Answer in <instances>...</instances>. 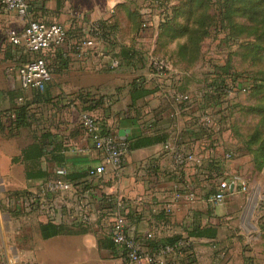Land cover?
I'll return each mask as SVG.
<instances>
[{"label":"crops","instance_id":"0c3cea01","mask_svg":"<svg viewBox=\"0 0 264 264\" xmlns=\"http://www.w3.org/2000/svg\"><path fill=\"white\" fill-rule=\"evenodd\" d=\"M29 1L33 4V10L29 11L28 17L62 24L67 29V41L45 54L49 67H52V80L45 94L38 96L34 90L24 91L27 96L25 101L29 104L24 126L15 128L9 124L6 113L0 115V264H4L5 248H12L19 264H124L119 249L109 239L113 207L105 200L107 195L127 201L128 233L139 239L152 233L156 241H165L175 236L189 237L196 227L212 228L215 231L213 238L189 237L196 245V263H211L213 255L207 256V253L212 254L209 246L213 243L218 245L223 240L221 223L218 219L214 220L212 215L221 205L211 206L205 202V197L200 198L203 207L198 205L195 208L181 200L172 204L178 173L164 176L169 165L165 170L161 166L170 155L163 151V144L134 150L129 148L131 141L140 137L166 135L170 140L171 136L177 135L179 146L192 150L195 146H202V142L209 140V137L191 129V113L182 110L181 105H176L161 93L160 89L170 85L171 79H158L148 72L149 82L140 83L154 92L131 105L132 82L125 87L104 82L103 74L110 70L108 61L98 55L79 56L77 53L80 34L85 35L90 23L101 24L111 20L114 32L111 37L115 41L120 35L137 37V33L142 34L144 42L153 36L151 48L154 52L156 48L160 49L157 47L158 28L139 33V12L129 0ZM75 12L84 19L72 15ZM146 12H150L146 15L150 20L158 21L156 11L146 9L144 15ZM116 44L135 51V47L140 45L125 41H117ZM21 59L24 62L23 56ZM121 67L131 69L127 65ZM133 69L129 71L134 73ZM172 74V80L175 75H179L182 81L186 78L182 73ZM9 78L15 87H9V80L6 83L8 90L22 91L18 83L11 76ZM150 85H154V88ZM10 94H7L8 97L4 93L8 98ZM109 95H116L113 97L115 101L111 102ZM1 97L0 111L14 107L10 103L8 105L7 99L2 101ZM84 97L87 100L99 99L101 104L92 111H85L90 103H83ZM200 107L202 103H198L191 112ZM82 113L97 118L110 134L127 140L124 170L118 175L109 172L92 182L93 221L87 226L75 224L68 218L75 205L74 195L69 193L57 195L46 203L53 208L52 218L49 211H24L21 197L25 193H39L46 181L57 177L58 169H65L69 178L81 182L87 170L99 162V154L90 150L81 128ZM157 167L165 173L152 171ZM187 170L179 172L182 184L176 185V188L187 186L193 191V184L187 185L181 178ZM194 170L195 177L202 178L199 168ZM169 204L171 211L167 213L164 208ZM3 211L5 215L1 214ZM48 224L62 225L73 231L82 226L86 227V232L43 239L41 228Z\"/></svg>","mask_w":264,"mask_h":264},{"label":"rangeland","instance_id":"374dc122","mask_svg":"<svg viewBox=\"0 0 264 264\" xmlns=\"http://www.w3.org/2000/svg\"><path fill=\"white\" fill-rule=\"evenodd\" d=\"M129 1L133 3L136 11L139 12L140 23H148V29H157L163 20L162 18L168 13L170 14L172 7L179 5L184 0H168L170 7L158 21L150 20L143 13L146 9L148 11L154 10L150 6L153 1ZM253 2L251 1L249 4L240 2L235 4V7L247 10ZM140 11L142 14H140ZM204 11L207 12L210 18L207 16L200 18ZM217 15L218 11L215 0H210L205 7H200L195 11L192 19L195 22L202 23L207 27L208 31L201 40L200 54L197 62L193 66L188 67L187 70H184L174 56L176 44L184 42V39H178L163 48L159 47L160 49L156 48V52H154L153 48H151L153 36H150L148 39L146 38L144 42L142 41V34L139 35L137 33V37H128V35H120V32V36L117 38L118 42L134 43L135 46L136 42L140 44L135 48L141 58L137 57L134 60V68L136 67L133 69L134 73L129 71L131 69L120 66L115 71L107 69L103 74V78L105 79L104 82L114 83L115 87L118 85L125 87L130 85V82L134 80L137 82L144 81L147 84L149 82L147 81L149 79V70L146 65L147 57L153 53L167 60L169 66L173 69L172 73H182L184 76L189 71V76H186L183 81L181 80L179 85V91L182 93L189 95L199 93L202 86H204L203 80L206 76H209V79L214 76V79L216 77H225L226 81L230 79L239 80L246 87L245 93L235 92L229 96H221L222 106L217 107L214 112L218 125L217 132L210 136L209 140L203 141L202 146H195L192 150H189L199 159L210 157L220 161L229 174L238 173L248 186V190L245 193L236 191L233 195L227 196L221 207L216 208L213 212V219H218V222L221 223L220 234L223 240L219 244L217 243L218 245L213 243L215 246H209L212 254L207 253V256L213 255V260L207 264H264V166L260 165L259 161L255 159L259 154L258 148L264 149V119L262 114L257 112V109L264 107V50L257 51L254 46L258 42L256 37L260 29L264 28V17L259 14L255 17L252 16L254 19L251 20L249 14L239 11L231 19H225V33L218 28L220 19ZM28 19L32 20L33 18L28 17ZM22 23L23 20L17 15L14 13H4L0 8V97L2 95V101L7 99L8 105L9 103L10 105H20L22 102L25 103L27 99L25 90L19 91L18 89H14L9 91L6 85L7 81L10 80L9 76H11L7 70L9 68H16L23 61L21 56H19V51L13 49L6 41L5 30L8 28H20ZM227 33L229 37L226 36ZM83 37L84 35L80 34L79 42L82 41ZM117 41L114 42L117 43ZM261 46H264V43ZM106 48L109 57L116 56L118 52L117 47L112 48L111 45L109 47L106 45ZM44 58L46 60V57ZM224 65H226V69L228 70L226 74L221 70L219 71L220 67ZM49 69L52 74V67H49ZM170 79L171 76L167 80ZM9 82V87L14 88L15 86L11 83L12 81L10 80ZM153 86L150 85L151 88H154ZM168 86L162 88L161 93H166ZM4 93L6 95L11 93V97L8 98L9 96H5ZM115 96H108L111 102L115 101L113 98ZM13 99H15L14 102ZM7 110L3 111L6 112ZM192 119H194L193 116L189 118V120ZM196 131L201 134L200 130ZM226 154L231 155L228 161L224 158ZM164 162L161 168L165 170V167L169 165L167 173L158 167L152 171H157L160 174L165 173L164 176H171L175 172L171 156L165 159ZM195 168H197L196 165L188 167V170L184 173L185 177L181 178L187 185L193 184L196 200L190 202V206L197 208L198 205L203 207L200 198H206V194L214 190L215 177L208 175L199 179L197 176L195 177ZM178 175L179 173L176 175L177 178L174 182L175 186L173 190L175 191L179 190L176 188V185L180 186L182 184H180L181 180ZM216 176L217 178H221L222 174ZM5 213L3 211L1 214L5 215ZM195 246L191 242L189 248L194 258L193 264H197ZM185 262L181 259L178 261V264H185Z\"/></svg>","mask_w":264,"mask_h":264},{"label":"built area","instance_id":"2783aa9c","mask_svg":"<svg viewBox=\"0 0 264 264\" xmlns=\"http://www.w3.org/2000/svg\"><path fill=\"white\" fill-rule=\"evenodd\" d=\"M152 1L150 6L156 11L158 19L162 18L169 9L170 3L168 0ZM0 8L4 13H14L23 20L20 28L5 30L6 41L11 46L20 49L24 55L31 56L20 66L14 69L9 68L8 74L12 76L14 82L18 83L21 90L44 91L52 80L51 71L44 58L45 54L66 43L67 29L59 23L29 20L28 15L31 10L29 0H0ZM146 13V15L150 14V12ZM72 15L81 20L84 19L81 14L76 12ZM87 25L85 35L77 48L78 55L94 54L101 56L108 61L110 69H117L120 63L119 58L108 56L104 40L114 34L112 21L106 20L101 24L90 23ZM148 28V23H142L139 33H144ZM146 65L149 73L155 78L168 79L173 75V69L167 60L153 53L148 55ZM180 82L179 75H175L174 80L171 78L167 92L164 93L165 96L176 105H181L182 110L191 113L194 117L191 120V129L200 130L204 137L212 136L218 130L216 115L214 114L217 107L211 102L203 100L204 91L194 95L180 92ZM223 87L222 96H229L235 92H246V87L239 80H231ZM198 103H202V107L191 112V109ZM80 125L89 142L90 150L99 154V162L88 169L82 183L75 186L66 181L67 171L62 168L58 169L56 171L57 177L46 181L39 193H28L21 197L24 211L31 212L34 209L49 211V216L52 218L53 208L46 204L50 203V197L69 193L74 195L75 199V205L72 206L68 215L70 221L82 226H87L93 221L91 210L93 189H91V184L109 172L118 175L124 170L128 143L127 140L110 134L104 129L101 121L89 114H81ZM177 139V135L171 136L170 140L163 144V150L169 153L173 160L175 172L179 173L191 165H196L199 168L200 177H207L208 175L215 177L214 191L205 199L207 204L220 206L227 196L233 195L236 191L245 193L248 190L246 181L242 176L238 173L229 174L221 163L218 166L219 173L222 174L221 178H217V174L214 172L209 173L203 170L208 158H197L188 148L179 146L180 144L176 145ZM224 158L228 161L231 155L226 154ZM224 176L225 178H223ZM84 187L87 188L84 189ZM109 200L113 205L108 233L109 239L113 246L119 249L124 264H178L181 259L186 261V264L189 262L193 264L194 258L189 251L192 242L190 238L182 236L172 244H161L156 242L152 233H147L143 239L133 237L128 233L126 222L129 204L120 197ZM178 200L190 203L196 200V195L191 187H184L173 193L172 202ZM164 209L169 213L171 205H166ZM11 249L5 248L3 251L4 264H19Z\"/></svg>","mask_w":264,"mask_h":264},{"label":"trees","instance_id":"16d2710c","mask_svg":"<svg viewBox=\"0 0 264 264\" xmlns=\"http://www.w3.org/2000/svg\"><path fill=\"white\" fill-rule=\"evenodd\" d=\"M217 4V11H218V18L220 19L218 28L220 31L225 32V19L233 17L234 14L238 13L239 11L245 14H249L250 19L253 20L256 15H262L264 17V0H215ZM251 1H254L253 4L249 5L247 10L242 9L241 7H235V4L243 3V4H249ZM210 0H184L179 5L173 6L172 11L170 14L166 15L161 23L158 25V35H157V47L163 48L170 43H173L174 41H177L178 39H184V42L176 44L174 56L177 60V62L184 68V70H187L188 67L193 66L199 57L200 54V44L203 37L207 34V27L204 26L202 23L195 22L192 18L194 16V13L196 10H198L200 7H205ZM31 10H33V4L29 1ZM240 8V9H239ZM208 17V14L206 11L202 13V17L205 18ZM254 16V17H252ZM141 24V23H140ZM139 24V25H140ZM226 33V32H225ZM227 37H229V34H226ZM257 44H255V48L257 51L264 50V46H261L262 43H264V28L260 29V32L258 36L256 37ZM105 43L109 47L110 45L112 48L117 47L118 52L116 53L117 58H119V67L127 65L131 67V69L134 68V60L137 59V57H140V54L130 48H125L122 46H118L114 41L115 38H105ZM112 41V42H111ZM10 45V44H9ZM11 46V45H10ZM12 47V46H11ZM16 50L19 51L20 55L24 57V62H26L29 58H31L30 55H23L21 54V50L14 47ZM139 60V59H138ZM23 61V60H22ZM141 61V59H140ZM23 62V63H24ZM142 67V63L140 64ZM20 66V65H19ZM49 66V65H48ZM18 67V66H16ZM208 70V69H207ZM222 71L223 73H227L228 70L226 69V65L220 67L219 71ZM210 72V71H208ZM185 73V72H184ZM207 73V72H206ZM188 76V72L184 74L183 77ZM208 78V79H206ZM225 77H216L214 79V76H212L211 79H209V76L204 77L203 85L200 91H204L203 100L206 102H211L214 106L220 107L222 106V102L220 100L221 96L223 95V86L231 81L232 79L226 81L224 79ZM50 84V83H49ZM45 91L34 92L39 96H43L45 94ZM154 91L149 90L145 88L140 82H136L135 80L131 83L130 88V103L133 105L137 100L143 99L144 97L152 94ZM10 94V93H9ZM11 97V94H10ZM88 97V94L86 95ZM83 103H90L87 107H85V111H92L96 109L100 104V100H87V98L84 97L82 99ZM29 104L25 101L22 102L20 105H14L13 108L8 109L6 112L0 111L1 113H6V117H8L9 124L12 125L15 128H19L24 126L26 121V113H27V107ZM258 113H261L264 119V107L261 109H257ZM169 139V138H168ZM167 136L166 135H157L154 137H140L135 139L134 141H131V144L129 145L130 150L144 148L147 146L155 145V144H164L166 143ZM178 144L177 142L175 143ZM259 154L255 158L259 161V164L264 166V149L258 148ZM221 162L213 159L208 158L205 162V166L203 170L210 172H214L217 175L220 174L219 171V164ZM86 174L84 175L85 178ZM66 181L70 182L71 184L78 185L81 184V182H77L72 178H69L68 175L66 176ZM87 187H84L86 189ZM214 191V190H213ZM212 191V192H213ZM211 192V193H212ZM28 194V193H25ZM210 194L206 195V198ZM24 196V195H23ZM105 200L112 204V202L108 199H114V196L107 195L105 196ZM205 198V199H206ZM113 207V205H112ZM128 215V214H127ZM126 215V217H127ZM86 227H80L78 226V229L76 231L72 229H68L67 227H64L62 225H52L48 224L44 228H41V236L43 239L50 238L52 236L61 235V234H83L86 232ZM206 237V238H213L215 236V231L212 228H201L196 227L192 233L189 234V237ZM182 236H175L172 238L165 239V241H156L157 243L161 244H172L178 239H180ZM187 237V238H189ZM154 242V243H156ZM113 245V244H112ZM186 264V263H185ZM191 264V262L187 263Z\"/></svg>","mask_w":264,"mask_h":264}]
</instances>
